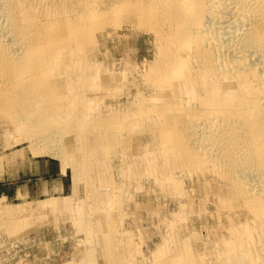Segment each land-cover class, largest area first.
<instances>
[{
    "label": "bare ground",
    "instance_id": "obj_1",
    "mask_svg": "<svg viewBox=\"0 0 264 264\" xmlns=\"http://www.w3.org/2000/svg\"><path fill=\"white\" fill-rule=\"evenodd\" d=\"M117 1L130 24L156 39L155 60L141 81L152 94L144 104L133 99L138 104L128 112L134 119L98 109L105 77L92 60L102 16L89 17L86 0H0V119H7L36 152H50L66 166L79 157L72 138L89 129L100 137L87 147L118 140L128 154L140 155L135 166L142 169L179 168L217 177L219 192L208 201L224 216V233L212 242V263L264 264V0ZM145 140L153 150L145 148ZM179 257L160 264H183L185 255ZM108 258L106 264H118ZM89 260L99 264L101 257ZM185 262L203 264L192 258Z\"/></svg>",
    "mask_w": 264,
    "mask_h": 264
},
{
    "label": "rangeland",
    "instance_id": "obj_2",
    "mask_svg": "<svg viewBox=\"0 0 264 264\" xmlns=\"http://www.w3.org/2000/svg\"><path fill=\"white\" fill-rule=\"evenodd\" d=\"M97 1L86 0L85 5L88 11H95L93 14L87 11L89 17L94 15L98 21L102 16L101 21L105 20L109 26L108 28L104 22L98 21L100 30L96 31L95 57L93 53V60H96H92L93 64L100 67L102 77H105L103 84L106 89L102 91L105 99L100 100L98 109L121 116L130 115L131 120L134 117L130 111L133 112L138 104L134 100H140L144 104L152 94L146 91L141 81L155 60L156 39L145 28L139 27L140 30L143 29L141 31L137 29V23L130 24L127 21L124 15L126 11H121L122 3H117V0H99V3ZM108 5L113 6V9ZM103 12L106 17L102 15ZM111 14L118 15L119 19ZM121 15L126 20H120ZM109 16L115 18L111 19ZM108 18L111 22L107 21ZM123 21L127 24L121 25L120 22ZM118 24L121 27L118 28ZM129 24L130 26H127ZM126 70H129L127 78L115 81L118 74ZM135 84L140 86L136 88ZM137 91H140V95ZM1 119L0 264H90V257L95 259L97 256L99 261L101 257L99 264H106L109 255L112 257L110 260L114 258L118 260V264H160L176 261L181 254L185 255L184 262L180 261L179 257L180 263L183 264H186L185 261L189 258H192V261L201 260L203 264L212 263V249L215 246L212 242L216 244V239L224 233L221 229L224 216L217 213V206L208 200L216 199L220 179L214 176L202 178L196 174L189 175L179 168H172L167 173H156L147 167L142 169V165L135 166L140 155L131 150L128 154L118 140H114L116 145L113 140H106L103 145L100 144L101 148L87 147L86 144L90 140L100 137L97 133L91 134L89 129L83 131L82 136H72L77 140L72 138L79 150L78 154L76 153L79 157L66 166L50 152H36L25 136L13 131L14 128L7 119ZM134 128L137 129V126ZM77 136L80 142L82 139V142L85 141V145L79 142ZM146 142L147 140L144 144ZM146 145V149L153 150V145ZM102 148L106 151H102ZM135 157L134 164L132 159ZM123 158L125 160H122ZM78 163L85 168L79 167ZM158 163L156 162L157 165ZM159 165L162 166L161 162ZM186 195L188 197H185ZM199 195L201 200L198 203ZM190 203L194 205L193 209ZM99 233H102L101 237ZM102 242H106V245ZM104 248L106 250H103Z\"/></svg>",
    "mask_w": 264,
    "mask_h": 264
}]
</instances>
